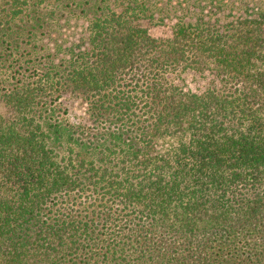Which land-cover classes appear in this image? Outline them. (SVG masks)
<instances>
[{"label": "trees", "instance_id": "trees-1", "mask_svg": "<svg viewBox=\"0 0 264 264\" xmlns=\"http://www.w3.org/2000/svg\"><path fill=\"white\" fill-rule=\"evenodd\" d=\"M0 264H264V0H0Z\"/></svg>", "mask_w": 264, "mask_h": 264}, {"label": "rangeland", "instance_id": "rangeland-1", "mask_svg": "<svg viewBox=\"0 0 264 264\" xmlns=\"http://www.w3.org/2000/svg\"><path fill=\"white\" fill-rule=\"evenodd\" d=\"M54 22H55V20H52L49 23H54ZM170 23H171L170 21H166L163 24H152V23L148 24V32L154 37L168 36L170 34ZM53 26H56V25H53ZM62 26L67 27L64 23L62 24ZM49 27L42 29L41 33L39 34L40 38H39V40H37L38 42L36 41L37 43H39V45H40V43H46V41H48L49 32H47V31L51 29ZM78 101H79V99H77L75 97H71L69 99L67 106L70 107L71 111H72V109H74L72 113L77 112L78 108L80 107V105H78L79 104ZM71 111H69V112H71Z\"/></svg>", "mask_w": 264, "mask_h": 264}]
</instances>
